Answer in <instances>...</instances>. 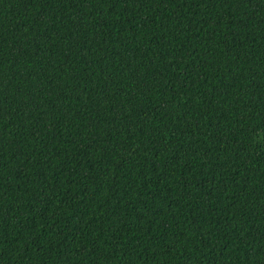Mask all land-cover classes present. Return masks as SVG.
I'll return each mask as SVG.
<instances>
[{"label":"trees","instance_id":"16d2710c","mask_svg":"<svg viewBox=\"0 0 264 264\" xmlns=\"http://www.w3.org/2000/svg\"><path fill=\"white\" fill-rule=\"evenodd\" d=\"M0 264H264V0H0Z\"/></svg>","mask_w":264,"mask_h":264}]
</instances>
